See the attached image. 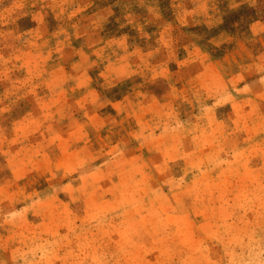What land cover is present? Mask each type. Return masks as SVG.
<instances>
[{
	"label": "rangeland",
	"instance_id": "obj_1",
	"mask_svg": "<svg viewBox=\"0 0 264 264\" xmlns=\"http://www.w3.org/2000/svg\"><path fill=\"white\" fill-rule=\"evenodd\" d=\"M0 264H264V0H0Z\"/></svg>",
	"mask_w": 264,
	"mask_h": 264
}]
</instances>
